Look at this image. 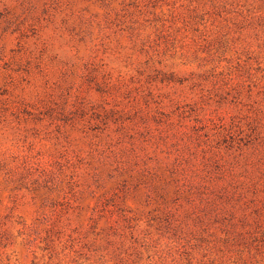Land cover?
<instances>
[{
    "label": "rangeland",
    "instance_id": "374dc122",
    "mask_svg": "<svg viewBox=\"0 0 264 264\" xmlns=\"http://www.w3.org/2000/svg\"><path fill=\"white\" fill-rule=\"evenodd\" d=\"M264 264V0H0V264Z\"/></svg>",
    "mask_w": 264,
    "mask_h": 264
},
{
    "label": "trees",
    "instance_id": "16d2710c",
    "mask_svg": "<svg viewBox=\"0 0 264 264\" xmlns=\"http://www.w3.org/2000/svg\"><path fill=\"white\" fill-rule=\"evenodd\" d=\"M232 227L227 232L228 235L225 239V243L221 246V252L223 257L231 259L228 264H242L244 261V251L248 248V239L246 237L249 230L246 229V225L239 226L238 224H232Z\"/></svg>",
    "mask_w": 264,
    "mask_h": 264
}]
</instances>
